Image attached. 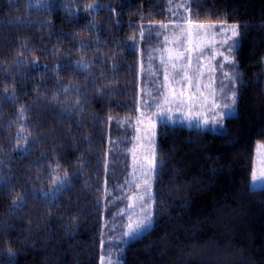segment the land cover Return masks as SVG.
I'll return each mask as SVG.
<instances>
[{"label":"trees","instance_id":"16d2710c","mask_svg":"<svg viewBox=\"0 0 264 264\" xmlns=\"http://www.w3.org/2000/svg\"><path fill=\"white\" fill-rule=\"evenodd\" d=\"M189 22L239 26L235 113L159 125L153 223L118 258L264 264V0H0V264H100L124 238L141 61Z\"/></svg>","mask_w":264,"mask_h":264},{"label":"rangeland","instance_id":"374dc122","mask_svg":"<svg viewBox=\"0 0 264 264\" xmlns=\"http://www.w3.org/2000/svg\"><path fill=\"white\" fill-rule=\"evenodd\" d=\"M233 39L236 46L238 37L232 36L230 25L215 26L189 22L180 25L176 32L172 29L171 32L167 31L161 35L153 49L142 59L141 74L144 73L146 79L138 93L137 116L133 123L134 134L131 147L126 152L130 158L133 192L128 196L125 207L121 209L126 216L123 230L127 231L128 225L142 214V205H151L153 211L155 170L152 171L151 162L153 151H156L159 125L170 123L219 130L220 126L213 125L212 121L225 109L219 107L218 115L207 114L211 109L207 102L209 103L208 96L215 93L211 88L219 85V88L224 86V94L227 96L224 104L231 105V100L228 99L232 91L229 76L233 72L238 73L234 57L235 47L231 54L228 52ZM224 41L227 43H222ZM225 56L234 63H228ZM226 73L228 75H225ZM218 93H222L221 89ZM214 108L216 109L215 106ZM234 113L235 106L230 116ZM205 121L209 123L205 125ZM253 175L264 179V143L257 144ZM148 185H151L150 195ZM140 196L144 199H139ZM129 217L132 218L131 221ZM118 238L120 241H129L125 237L122 238L121 233L111 240H106V253L101 256L100 264H122L117 251L120 244L115 240Z\"/></svg>","mask_w":264,"mask_h":264},{"label":"snow or ice","instance_id":"6c2138e0","mask_svg":"<svg viewBox=\"0 0 264 264\" xmlns=\"http://www.w3.org/2000/svg\"><path fill=\"white\" fill-rule=\"evenodd\" d=\"M238 28H239V26L236 24L231 26V31H232L233 37H238ZM222 43H227V41H224ZM234 47H235V40L233 39L229 48H228L229 54H231ZM225 60L230 64L234 63V61L229 59L228 56H225ZM225 75H228V74L226 73ZM236 75L237 74L235 72H233L231 74V76H229V79L231 81L230 87H231L232 91H231V95L228 97V99L231 100V105L225 104L223 106L225 111L219 113L218 118L213 119V121H212L213 125H219L220 127H222L223 120L228 118L232 114V108L236 104V97H237L238 81L236 79ZM221 91H223V89H221ZM208 123H209L208 121H205V125H207ZM151 163H152V171L154 172L155 168L157 167V164L155 161V151H153V160ZM257 186L264 187V179H258L255 175H253L252 183H251L250 187H257ZM137 187H139V185H137ZM148 193L150 195L151 185H148ZM138 198L141 200L144 199L143 196H140ZM129 199H132V197H129ZM141 208H142V214L137 216L135 221L131 222L128 225V230L123 233V236L125 238H127L128 240H132V239L140 237L143 233H145L152 226L154 213L151 210V205H147V204L142 205ZM145 208L147 210H145ZM129 220L131 221L132 218L129 217Z\"/></svg>","mask_w":264,"mask_h":264},{"label":"crops","instance_id":"0c3cea01","mask_svg":"<svg viewBox=\"0 0 264 264\" xmlns=\"http://www.w3.org/2000/svg\"><path fill=\"white\" fill-rule=\"evenodd\" d=\"M219 89H223L222 93H218ZM224 90V86H221V88H219V85H215L211 88V91H214L215 93H212L208 96L209 103L207 102V106L211 109L207 111V114L218 115V108L223 107L225 105V101L227 100V96L224 94ZM214 106L216 107V109L214 108ZM218 129H221V127H218Z\"/></svg>","mask_w":264,"mask_h":264}]
</instances>
